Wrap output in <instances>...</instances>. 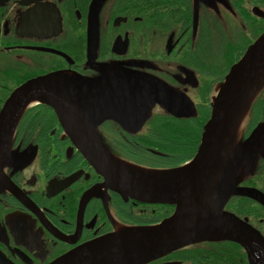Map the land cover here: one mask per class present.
<instances>
[{
  "label": "flooded vegetation",
  "instance_id": "af4514ba",
  "mask_svg": "<svg viewBox=\"0 0 264 264\" xmlns=\"http://www.w3.org/2000/svg\"><path fill=\"white\" fill-rule=\"evenodd\" d=\"M263 32L264 0H0V113L28 81L56 77L53 103L32 96L1 128L0 140L10 144L0 149V264H53L93 241L172 217L175 203L119 192L75 140L99 136L113 157L181 167L198 152L218 87ZM155 81L175 94L176 108L188 97L194 113L177 115L159 101L147 109ZM252 106L240 144L264 122V87ZM202 118L199 142L179 164L184 149L175 131ZM251 167L246 177L231 175L237 191L221 211L264 237V143ZM183 234L185 244L142 264H250L233 239ZM166 237L156 234L155 243Z\"/></svg>",
  "mask_w": 264,
  "mask_h": 264
},
{
  "label": "water",
  "instance_id": "95a60500",
  "mask_svg": "<svg viewBox=\"0 0 264 264\" xmlns=\"http://www.w3.org/2000/svg\"><path fill=\"white\" fill-rule=\"evenodd\" d=\"M161 83L155 81L150 85L147 109L159 101L177 115L194 113V104L188 97L183 108L172 105L170 97L175 99V94H168ZM55 84L56 77L49 75L22 85L1 110L0 135L1 128L6 126L5 121L20 112V108H14L16 104L32 96L53 103ZM263 87L264 32L231 66L218 87L197 154L176 169L153 173L125 168L113 158L99 136L93 138L85 134V138L75 140L89 162L105 174L109 182L117 185L119 192L142 201L175 203L176 211L159 225L129 229L122 234L93 241L53 264H142L185 244L183 240L188 237L183 233H200L195 235L201 240L233 239L246 248L250 264H264L262 234L221 211L230 192L237 191L230 180L236 165L241 161L252 165L264 143V122L257 125L243 143L237 141L240 127ZM59 111L63 117L69 118L67 109ZM8 142L0 140V149L2 145L10 144ZM5 158L6 154L0 156V164ZM219 183L221 185L216 189L215 185ZM257 198L262 200L261 195ZM232 222L236 223L233 227ZM158 233H169L170 237L165 238L168 241L155 243Z\"/></svg>",
  "mask_w": 264,
  "mask_h": 264
},
{
  "label": "trees",
  "instance_id": "16d2710c",
  "mask_svg": "<svg viewBox=\"0 0 264 264\" xmlns=\"http://www.w3.org/2000/svg\"><path fill=\"white\" fill-rule=\"evenodd\" d=\"M202 117H205L204 114H202ZM206 118H202V122L201 123H191L190 125L187 124L186 126L183 127L182 131H175L176 134L179 135L180 137V146L179 149H184V156L181 155H177L176 159H180L179 160V164L186 161L187 159H189L191 156L190 154H187L189 152H194L195 148H196V144L199 142V137H200V132L203 126V123L205 121ZM160 142V141H159ZM157 142H153V145L158 146L161 149H166V148H172L174 146V143L171 142L170 146H162L163 143H159ZM173 150V152H180L182 153V151L180 150Z\"/></svg>",
  "mask_w": 264,
  "mask_h": 264
},
{
  "label": "bare ground",
  "instance_id": "6f19581e",
  "mask_svg": "<svg viewBox=\"0 0 264 264\" xmlns=\"http://www.w3.org/2000/svg\"><path fill=\"white\" fill-rule=\"evenodd\" d=\"M117 162H119L121 165L125 166V168L133 169V170H141V171H154L153 173H156V170L159 171L158 168L143 166L141 164L135 163L133 161L122 159L118 156L113 157Z\"/></svg>",
  "mask_w": 264,
  "mask_h": 264
},
{
  "label": "rangeland",
  "instance_id": "374dc122",
  "mask_svg": "<svg viewBox=\"0 0 264 264\" xmlns=\"http://www.w3.org/2000/svg\"><path fill=\"white\" fill-rule=\"evenodd\" d=\"M253 114V113H252ZM252 170L251 164L245 165L242 168V164L238 165V168L235 171L234 179H237L240 176H248Z\"/></svg>",
  "mask_w": 264,
  "mask_h": 264
}]
</instances>
